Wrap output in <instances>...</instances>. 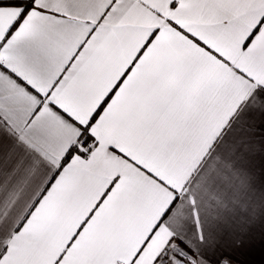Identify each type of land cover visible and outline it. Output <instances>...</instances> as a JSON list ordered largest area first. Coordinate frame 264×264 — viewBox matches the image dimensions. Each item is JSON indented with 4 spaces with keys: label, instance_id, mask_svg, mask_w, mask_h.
<instances>
[{
    "label": "snow or ice",
    "instance_id": "snow-or-ice-1",
    "mask_svg": "<svg viewBox=\"0 0 264 264\" xmlns=\"http://www.w3.org/2000/svg\"><path fill=\"white\" fill-rule=\"evenodd\" d=\"M0 264H264V0H0Z\"/></svg>",
    "mask_w": 264,
    "mask_h": 264
},
{
    "label": "rangeland",
    "instance_id": "rangeland-1",
    "mask_svg": "<svg viewBox=\"0 0 264 264\" xmlns=\"http://www.w3.org/2000/svg\"><path fill=\"white\" fill-rule=\"evenodd\" d=\"M258 258V257H257Z\"/></svg>",
    "mask_w": 264,
    "mask_h": 264
}]
</instances>
